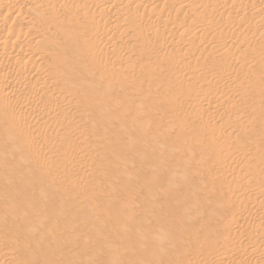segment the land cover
<instances>
[{
  "label": "rangeland",
  "instance_id": "rangeland-1",
  "mask_svg": "<svg viewBox=\"0 0 264 264\" xmlns=\"http://www.w3.org/2000/svg\"><path fill=\"white\" fill-rule=\"evenodd\" d=\"M17 1L19 2L20 0H7V4L0 2V5L5 4V6H0L2 8V10L1 8L0 10L3 11V9L6 8L4 10L6 11L5 14L0 11V15L3 13L1 15L2 18L0 17L3 20V22L0 23V33L9 30V28L14 29L19 23L18 28H16L19 32H16L17 35L12 42H14V40L18 42V36H22L26 32L24 35H27V40L22 41V39H20V41H22L20 42V46L24 45L25 48H31L33 52L30 55L24 56L22 62L16 58H10L9 61L11 62L6 61V63L9 62V65L11 64L10 68L6 63L5 67L0 65L2 68H0V71L4 69L2 72L4 76L11 75L12 78L14 77L12 81L16 78L14 83L10 80L3 81V79H0V84L2 85L3 81L4 85L2 86L5 87L9 84L6 82H12V85H14L13 91H15L12 94L13 96H11V94L10 96L9 94H0V101L3 100L2 104L0 102V111L3 112L2 109L4 110L5 107L13 102H25L23 104V111L21 110L24 112V116L21 115L22 112L18 111L9 119L8 117H4V120L1 119L0 121V127L6 124V128L1 127L2 129L0 130V146L4 152V154H2V151L0 152V245H8L7 252H10L6 254L7 252H4L7 250L4 249L6 247L0 246V260L3 252L7 256L5 260L2 258L0 264H264V219L261 217L262 215H260L264 213V211H262L264 210V151L260 148L264 145V95H262L264 94V65L261 66L262 63H264V26H260L264 23L262 22L264 21L262 20L264 17V13H262L264 10V2L261 3V1L264 0H229L228 2L230 4H228V8L229 6L232 7H230L229 10L225 6L226 3H224L227 0H214V2L211 0L212 3L210 4L212 7L209 4L210 0L206 2H204L205 0H201L203 4H201V6H199L200 0H197V2L196 0H184L187 4L179 0L181 5H178L177 0H171V2L174 1L172 3L178 7L175 6L177 9H175V7L173 9V6L171 7V5L174 4H171V2H169L170 0H161L159 2L157 0H150V2L152 1L150 3L151 5H149V3L146 4L145 0H141L140 2L139 0H135V3L131 1V3H134H132V7H130L131 4L129 6L128 2V6L130 9L132 8L131 10L126 6L127 0H118L119 2L115 0H112V2L110 0L112 3L109 0H104L106 2L109 1L111 4L103 0H95V3L84 0L87 1V5L83 3V0H81L82 2L78 0H75L76 2H74V0H66L64 2L66 6L63 5L65 6L64 10L61 9L64 12L56 10V13L55 10H51V0H46L45 2L44 0H41V2L39 1L41 5L44 4L42 7L38 5L41 7L40 10L43 9L44 6L45 9L48 8L46 9L47 11L50 9L49 13L53 12L54 16L52 17L54 22L55 24L59 22L57 26L60 29L52 25V17L45 16V14L47 15L48 13L45 9L46 12L44 13L40 12V10L39 12L37 11L39 7L36 10H32L26 6L22 7V5L20 7L19 5L21 2L17 4ZM68 1H71L73 5L77 4L76 6L83 3V6L81 5V9H79L80 12L78 13V11L70 10L71 4L67 7L68 3H70ZM241 1L242 3H244L243 1L247 3L241 5ZM98 2L100 3L99 7L97 5ZM116 2L117 4L119 3L118 5H120V7H118ZM146 2L149 1L146 0ZM168 2L171 7L172 16L168 15V13L170 14V11L168 12V10H170L168 9L169 6H166ZM222 2L224 4H221ZM252 2L254 5L256 4V6H254ZM15 3L19 7L17 6V8H15ZM104 3L106 5L108 4V6H103ZM153 3L157 5L155 4L153 6ZM204 3H208L212 9L209 8L208 5H204ZM249 3L252 5L247 6ZM93 4L96 7L93 6ZM218 4H220L219 9L222 11L217 8ZM233 4H235V7L232 6ZM9 5L12 7L14 6L15 9H12ZM100 5H102V7ZM111 5L112 7L114 5L116 7H113L112 10ZM138 5H141L140 8H145H141L140 10ZM260 5L262 6V11H260ZM252 6H254L255 9ZM257 6L260 8L259 10L256 8ZM82 7L85 9L83 13L81 12ZM134 7L136 10H134ZM148 7H150V9ZM152 7H155V9L158 7V10L155 11L160 18L156 16L157 14ZM200 7L201 9H199ZM202 7L206 11L201 12L203 11ZM249 7L252 8V12ZM97 8L99 9L97 10ZM102 8L108 9H106L109 12L106 14L108 16L99 14ZM114 8H116V10L120 8L119 12H116ZM138 8L140 14H143L141 16H144L141 17L139 15V20L138 15L136 16ZM224 8H227L228 11L226 9L224 10ZM68 9V15H66L67 12L65 14V11ZM95 9L98 11L100 18L97 17L98 14ZM121 9H123V11ZM124 9H127V12ZM144 9H149L150 11H144ZM166 9H168L167 12ZM179 9L181 10L178 11ZM183 9H185L184 11H187V13L184 12ZM195 9L197 11H195ZM239 9H241V11L244 9L245 12H243L244 10L241 12ZM91 10L96 11L97 15ZM231 10H233L235 14H231ZM162 11L166 13L164 12V14H162ZM190 11L191 13H189ZM255 11L258 13L257 15L259 17L255 15ZM61 12L62 14H60ZM69 12L72 14L71 16ZM206 12L208 14L211 12L210 14L212 17L210 14V16L206 14ZM20 13H22V17ZM57 13L62 17L58 18L59 15H56ZM74 13H77V15L81 13L80 18L79 15L74 16ZM89 13L90 16L96 19H94V22L101 26L93 22L91 23L93 19L89 16ZM127 13L128 15H126ZM146 13L148 15H146L147 18H145ZM222 13L224 14L222 15ZM244 13H248L249 16H245ZM51 14L49 16H51ZM110 14L111 18L109 17ZM116 14H119V16ZM131 14L134 15V17L131 16ZM151 14H155L153 15L154 18H152ZM194 14L199 16L195 17ZM205 14L208 17L205 18L203 16ZM217 14H221L220 17H217ZM17 15L22 18L23 21L26 18L24 21L25 23H22ZM185 15L189 16L186 17ZM253 15H255V17ZM27 16L29 17L27 18ZM68 16L70 17L68 18ZM72 16L74 17L72 18ZM84 16L85 18L89 16L91 21L89 20V22L87 20L89 18L85 19ZM103 16H106V18ZM221 16L224 17V20ZM244 16L246 19H249L246 20ZM44 17L48 20L47 22L45 19V24L42 22ZM54 17H56V19ZM135 17L137 20L134 19ZM161 17L164 18L162 19ZM190 17H192V19ZM257 17L258 21L261 20L259 23L260 27L256 26L254 22V19ZM125 18L126 21L128 18L132 19L126 22L124 20ZM144 18L145 21H141L144 20ZM150 18H156V20H150ZM195 18H197V20H195ZM234 18H236V20ZM50 19L51 23H49ZM79 19L81 20L78 21ZM83 19L85 21L87 20L90 24L84 22ZM213 19H215V21ZM71 20L75 21L71 22L74 23L72 26L75 24L79 26L77 27L75 25L78 30L83 22L84 27H81L87 29L86 26H88L89 29L83 33L80 32L82 30L77 31L76 28V30H74L71 23L69 24ZM133 20H135V23H133ZM192 20H194V22ZM199 20H202L201 23L204 26L206 22V26L208 27L213 25L209 27L208 30L206 26L203 28ZM231 20L233 22H230ZM239 20H243V23ZM12 21H14V23ZM113 21L115 22L113 23ZM161 21L164 23L160 24ZM195 21H198V27L195 25ZM220 21L222 25L225 24L226 26H221ZM258 21L256 20V22ZM66 22L71 26L73 32L77 31L75 35L70 34V36H68L69 32L71 33L72 30ZM140 22L142 25H138ZM149 22L152 24H149ZM208 22L212 23L208 25ZM214 22L216 23L215 26ZM115 23L120 26H117ZM126 23L128 24L126 25ZM153 23L156 24L153 25ZM217 23L219 24L217 27L221 28L216 27ZM10 24L14 27H11ZM36 24H39L41 28L37 29L39 26L36 28ZM63 24L65 26L67 25V28H65ZM249 24L250 27H248ZM253 24L256 27L253 26ZM46 25L47 27L50 26L48 28L53 29L46 31ZM60 25L62 28H65L64 31L67 30L66 32L68 34L63 31ZM192 25L195 29H192ZM111 26H114V30L119 29V33L118 30L114 31ZM168 26L170 29L167 28ZM185 26L187 27L185 28ZM199 26L201 28H199ZM42 27H44V30ZM160 27L163 28L161 29ZM233 27L235 29L241 27L240 34L242 35L239 34L238 37H235L237 34L234 33L235 29H233ZM247 27L255 28V31L260 30L258 31L260 34L258 33V35L254 30H250ZM55 28H58V30ZM152 28L154 31H152ZM188 28L191 29V32H189L190 29ZM196 28L198 30H196ZM210 28H212V30ZM260 28L263 29L261 30ZM31 29H34V33L42 29L44 35H46L42 36L44 37H41L42 39L40 37L38 39L32 38L34 33ZM243 29L247 33H245ZM193 30L196 32L198 31V35H196L198 38L195 36V31L193 32ZM60 31L62 35L59 33ZM145 31L147 34H145ZM199 31L203 32L204 35ZM133 32H135V34ZM192 32L194 34H191ZM249 32H251V34ZM254 32L256 35L253 36L252 33ZM36 33L37 36L43 34L42 32H40V35L38 32ZM123 33L126 36H124V38L122 36L124 35ZM138 33L140 35H138ZM149 33H151V35ZM126 34H128V36ZM132 34L140 37H135L133 40L131 39ZM142 34L145 35L142 36ZM189 35H192L193 43H189L191 41V36ZM158 36H162L163 38L159 41ZM168 36H170V38H168ZM187 36L189 37L188 39L186 38ZM225 36L226 39L229 38V40H225ZM48 37L50 41L55 38L52 40L55 41H48ZM222 37L223 39L221 40L220 38ZM233 37L236 39L234 40ZM81 38L85 40L81 41ZM140 38L143 39L140 40ZM181 38H183L182 41ZM199 38L200 40H198ZM212 38L216 40L211 41ZM135 39L144 42L142 44ZM126 40H128V42ZM195 40L198 41L196 42ZM217 40L220 41L218 42ZM223 40H225V42ZM170 41L177 47L172 46ZM173 41H175V43ZM176 41L180 43L176 44ZM215 41L218 43H215ZM232 41H234L235 48L232 50L230 47H226L232 51L222 56V52H224L223 54L228 53L227 49H222V42L224 43L223 45H226V43ZM237 41L240 43H236ZM182 42L188 44L187 46L185 45L186 48L182 45ZM203 42L208 43L207 46L205 43L203 44ZM243 42L244 44H241ZM252 43H255L257 46ZM114 44H116V48L119 51L114 48ZM189 44H191L192 47L194 46L193 48H195V50H193ZM194 44L198 48H196ZM178 46L182 47L179 48ZM213 46H216V48L220 46L222 49L221 53L218 52L221 50H218L219 47L216 49ZM246 46H251V48H247ZM189 47L190 49L188 50ZM203 47L206 48L202 52V49H204ZM256 47L258 48L256 49ZM191 49L192 53L197 51V49L200 51L198 50L197 52L199 53L195 52L192 54L190 52ZM213 49H216L217 52ZM254 49L256 50L254 51ZM164 50L167 51L165 52ZM180 50L183 52H181L182 55L179 52ZM235 50L240 52H236V54L234 53ZM155 51L157 54L159 53L158 56ZM173 51H178V54ZM212 51H215V53L212 54ZM187 52L189 53L187 54ZM150 53H152V55H150ZM171 53L177 56L173 57ZM231 53L232 55H236H233L235 58H232V55L230 56ZM129 54L130 56L128 57ZM220 54L224 58L227 57V59L222 60L223 58L219 56ZM153 55L156 56L152 60V57H154ZM163 55L166 56V58L169 56V62L164 59L165 57L163 58ZM178 55L182 57L179 58ZM237 55L240 59L244 57L242 61H244V59L246 62L248 61L247 63L243 62V64H246H244V66H248V68L244 67L243 64L241 66L242 61H237V59L239 60ZM104 57H107L110 61ZM170 57L173 58L174 61H170ZM261 57L263 60H261ZM135 58L138 60H135ZM156 59L157 63L155 62ZM184 59L187 60L186 63ZM160 60L162 63L159 62ZM17 61H20V64ZM51 61L55 62V64H52ZM215 61L218 64H214ZM15 62L19 64V66L12 64ZM103 62L105 63V67L103 66ZM106 62L109 63L108 66ZM220 62L223 64L222 66ZM230 62L231 64H229ZM238 62H241L240 65ZM233 63L235 65H233ZM256 63H258V68ZM254 64H256V67L254 66L253 68ZM22 65L27 68H23ZM203 65L208 69L206 70ZM250 65L253 71L249 69L251 67ZM188 66L194 69L192 72L195 71L198 73L200 71L199 74L195 75V72L194 74L192 73V75L188 74V71L186 72L189 68ZM224 66L226 67L225 69ZM233 67L235 69H233ZM14 68H16V70H14ZM244 68H246L245 70L248 69L247 74ZM31 69L38 71L41 74V78L45 77V75L49 76L51 73L54 75H51L52 78L56 77L57 81L58 76H56V73L57 75L61 74L62 77L59 75L61 77V80L59 77V84L56 83V78H53L54 80L50 79L51 76L49 77L51 81L48 78L46 79L47 81L49 80L51 84L53 82L55 83H53L54 85L57 84L55 89V86L52 84V88L50 83V85L47 84L48 86H43L42 83L40 84L37 81H35V84L34 81H28L27 83L25 75L20 76V74H16L20 73L22 70L26 72ZM181 70L184 71L186 75L182 74L184 72ZM224 70L230 71L226 72V74ZM48 72L50 74H48ZM157 73L160 75L163 73V77H165L166 74L165 79ZM168 73L170 75H168ZM175 73H181V75H176ZM202 73L206 78L210 77V81H206ZM214 73L217 77L219 76L220 79L219 77H214ZM14 74L23 78H17ZM145 74L150 76V78ZM175 75L176 77L178 76L177 78H180L178 81H183L182 83L184 84L177 82L179 84L178 86L176 84L177 80L175 79L177 78ZM211 75L213 77H211ZM244 75L245 77H243ZM146 76L147 78H145ZM152 76H156V80ZM184 76L187 77H185L186 80ZM199 76L203 78L200 77L199 79ZM221 77L223 83L220 81ZM182 78L183 80H181ZM236 78H240V80L237 81ZM19 79L22 81L20 82ZM196 79L198 80L196 81ZM105 80L106 82L108 80V82L106 83ZM184 80L186 82H184ZM194 81L195 83H191ZM198 81L200 83L202 81V83L200 84ZM208 82L213 83L209 84ZM236 82L238 84H236ZM15 83L18 87L15 86ZM26 83L31 85V89L36 87L37 91L42 90V92H37L36 89L35 91L31 90ZM233 83L235 84L233 85ZM33 84L35 87H33ZM191 84L193 87H197H194V89ZM212 84H215V88ZM20 85L23 86V91L26 92L30 89L31 93L35 92L34 94L37 96H34L32 93V98L27 99V101L24 100L22 98V93L24 92L21 93L23 88ZM190 85L192 87L191 92H189L191 89ZM200 85L203 89L200 88ZM208 85L212 86L210 87ZM229 85H233L232 87L234 89L230 86L227 90ZM257 85H260L262 88H258ZM167 86L168 88H166ZM254 86L259 89L258 93ZM15 87L17 89H14ZM47 87L48 89L51 87V89L48 91ZM180 87L183 88L180 89ZM25 88H27V90ZM236 88L240 89V92H238V94L240 93L239 95L236 94V91H238V89L235 90ZM197 89L198 91H196ZM64 90L67 94H72L73 97L70 95V97H67L65 92L62 93ZM242 90L243 92H241ZM250 90L253 92L252 94ZM199 91L200 93H198ZM248 92L250 93L248 94ZM259 92H261V96L258 99L257 97L260 95ZM60 93L61 95H59ZM228 93H230V95ZM250 94L256 96L253 95L254 98H251L253 96H249ZM20 95L21 97H19ZM60 96H62V100ZM5 97L8 100H5ZM10 97L14 99L12 98L11 100ZM17 99H21V101H17ZM196 99L198 101H196ZM6 101L8 102L7 105H5ZM26 103L29 104V106ZM52 105L53 108L55 106L54 109L58 106L60 110L58 107L57 108L60 113L65 109L67 112L64 111L61 114L56 112V114H53L52 112L55 110L52 108ZM178 105H180V107ZM61 106L65 108L62 110ZM45 107L48 108L46 109ZM18 113L20 115H18ZM49 113H52V115L49 116ZM62 114L66 116H62ZM22 116L23 119L21 118ZM5 119L8 121L13 119V124L12 122L6 123L7 121ZM14 119L18 120L19 124L20 122L22 125L24 124V126L19 125L22 127L18 128L19 126L14 123ZM21 120L24 121L22 122ZM2 134L5 135L4 140ZM38 136H40V139ZM37 142L42 144H38ZM36 145H39V149ZM240 153H242V155H249V157L244 160L245 162L243 160H237L241 157L239 156ZM251 154L254 155L252 156ZM254 156L255 158H253ZM229 157H231V159ZM233 157L235 158L233 160L235 163L230 161ZM250 157L252 161L254 160L253 162L250 161ZM239 162L241 163L239 164ZM236 163L240 165H237V168ZM255 167L257 168L255 169ZM54 170L56 172H54ZM251 175L254 176L256 180H254V177ZM255 175H257V177ZM244 177L245 180L243 179ZM257 179H259V181H257ZM244 189L248 190L245 191ZM232 191L236 198L232 196ZM238 191L241 192L237 194L236 192ZM239 195H241L242 198L241 196L239 198ZM234 199L235 201H233ZM218 207L219 209H217ZM254 214L257 216V219ZM253 216L255 219H253ZM254 220H256V222ZM254 222L259 226L254 224ZM236 226H238L239 229H237L238 227ZM241 226L244 227V230L240 229L242 228ZM233 239H236L234 242L237 245L233 244ZM241 245L245 247L242 246V248ZM253 250L254 252H252ZM230 254L235 256L233 257ZM8 255L9 257L10 255L13 256L9 258ZM228 256H231V258H228Z\"/></svg>",
  "mask_w": 264,
  "mask_h": 264
},
{
  "label": "bare ground",
  "instance_id": "bare-ground-1",
  "mask_svg": "<svg viewBox=\"0 0 264 264\" xmlns=\"http://www.w3.org/2000/svg\"><path fill=\"white\" fill-rule=\"evenodd\" d=\"M39 1L41 2V0H20L19 2H21V3H20L19 6L21 7V5H22V7H23V6H24V7L26 6V7H29L30 9H32V10H36V9L41 5ZM45 1H46V0H44V2H45ZM47 1H49V0H47ZM65 1H66V0H51V8H52L51 10H52V11L55 10V13H56V10H58V11L61 10V9L64 10V7L66 6V5L64 4ZM71 1H73V0H71ZM71 1H68V2H70V3H68L67 7L70 6L69 4H71ZM78 1H81V0H78ZM78 1H77V2H78ZM89 1H90V2L92 1L91 3H95V2H94L95 0H89ZM103 1H104V0H103ZM106 1H107V0H106ZM106 1H104V2H106ZM109 1H110V0H109ZM109 1L106 2V3L111 4V3L113 2V1L111 0L112 2L110 1L111 3H109ZM115 1L119 2V1H121V0H119V1H118V0H115ZM115 1H114V4H115ZM131 1H134V3H135V0H127V2H126V3H127V5H126L127 8L130 6V4H131L130 7H132V5L134 4L133 2H132V3H133V4H132ZM140 1H141V0H139V2H140ZM148 1H149V2H146V0H145V3H146V4L149 3V5H151L150 3H151L153 0H152L151 2H150V0H148ZM157 1L159 2V1H161V0H157ZM157 1H156V2H157ZM163 1H164V0H163ZM177 1H178V5H179V4H180V3H179V0H177ZM177 1H175V2H177ZM180 1H181V0H180ZM182 1L185 3L187 0H186V1L182 0ZM190 1H191V0H190ZM194 1H195V0H194ZM198 1H199V0H198ZM203 1H204V0H203ZM203 1H202V2H203ZM206 1H208V0H205L204 2H206ZM218 1H219V0H218ZM218 1H217V2H218ZM220 1H222V0H220ZM223 1H225V0H223ZM228 1H229V0H227L226 2H224V3H226L225 6H226L227 8H228V4H230ZM251 1H252V0H251ZM259 1H260V0H259ZM0 2H1V3H6L7 0H0ZM17 2H18V1H17ZM19 2H18L17 4H19ZM38 2H39V4H38ZM74 2H76V1L74 0ZM81 2H82V1H81ZM81 2H80V3H81ZM117 2H116V4H117ZM128 2H129V6H128ZM136 2H137V1H136ZM142 2H143V1H142ZM154 2H155V1H154ZM169 2H171V0H170ZM169 2H168V4H166V6H169L168 9H170V10L166 9V12H167V10H168V12L170 11V14L168 13V15H171V14H172V13H171V12H172V11H171V7L173 6V9H174V7H175L176 5H175L174 3H172V2H174V1H172L171 4H174V5H171V7H170ZM196 2H197V0H196ZM212 2H214V0H213ZM212 2H211V0H210L209 4L212 3ZM233 2H234V1H233ZM233 2H231V3H233ZM243 2H244V3H242V1H241L240 4H241V5H245V4L247 3L246 1H243ZM262 2H264V1H261V3H262ZM72 3H73V2H72ZM83 3L86 4L87 1H84V0H83ZM83 3H82V4H83ZM96 3H97V2H96ZM122 3H123V2H122ZM124 3H125V1H124ZM124 3H123V4H124ZM193 3H194V2H193ZM193 3H192V4H193ZM199 3H200V4H199ZM199 3H198L199 6H201V4H202V3H201V0H200ZM215 3H216V2H215ZM218 3H219V2H218ZM224 3L222 2L221 4H224ZM256 3H257V2H256ZM6 4H7V3H6ZM42 4H43V3H42ZM82 4H81V5H82ZM99 4H100V3L98 2V4H97L98 7H99ZM101 4H102V3H101ZM108 4L106 5V4L104 3L103 6H105V5L108 6ZM118 4H119V3H118ZM118 4H117V5H118ZM136 4H137V3H136ZM142 4H144V3H142ZM155 4H156V3H153L152 5L154 6ZM185 4H187V2H186ZM194 4H195V3H194ZM194 4H193V5H194ZM198 4H197V5H198ZM205 4H206V3H204V5H205ZM209 4L207 3L206 6H207V5L209 6ZM252 4L254 5L253 2H252ZM252 4L249 3L247 6L252 5ZM257 4H259V3H257ZM11 5H12V3H11ZM11 5H9V6H11ZM38 5H39V6H38ZM43 5H44V4H43ZM43 5H41V7H42ZM49 5H50V4H49ZM63 5H65V6H63ZM72 5H73V4H71V7H70L69 9L72 10V11H76V12L78 11V13H79V12H80L79 9H81V5H80V4H78L79 6H76L77 4H76V5L74 4L75 6H74V5L72 6ZM86 5H87V4H86ZM86 5H85V6H86ZM88 5H90V4H88ZM156 5H157V4H156ZM159 5H160V4H159ZM180 5H181V4H180ZM188 5H189V4H188ZM188 5H186V6H188ZM193 5H192V6H193ZM202 5H203V4H202ZM219 5H220V4H218V6L216 5L218 9H219ZM234 5H235V4H233L232 6L235 7ZM0 6H5V4L0 5ZM15 6H16L15 8H17L18 5H16V3H15ZM19 6H18V7H19ZM82 6H83V5H82ZM85 6H84V7H85ZM91 6H92V5H91ZM93 6H95V5L93 4ZM100 6L102 7V5H100ZM134 6H135V5H134ZM138 6H139V8H140L141 5H138ZM138 6H137V7H138ZM143 6H144V5H143ZM145 6H147V5H145ZM210 6H211V4H210ZM210 6H209V8L212 7V6H211V7H210ZM222 6H223V5H222ZM236 6H237V4H236ZM254 6H256V4H255ZM254 6H252V7H254ZM258 6H259V5H258ZM258 6H257L256 8H258ZM7 7H8V5H7ZM41 7L38 8V10H37L38 12H39V10H40ZM44 7H45V6H44ZM44 7H43V9L40 10V12H44V13H45V12L47 11L46 9H48V8L45 9ZM49 7H50V6H49ZM67 7H66V8H67ZM84 7H82V11H81L82 13H83V10H85ZM89 7H90V6H89ZM95 7H96V6H95ZM95 7H94V8H95ZM113 7H116V6L114 5ZM113 7H112V5H111V9H112V10H113ZM118 7H120V5H118ZM130 7H129L128 9H130ZM158 7H159V6H158ZM158 7H156L157 9H155V7H152V8H154V11H155V10H158ZM162 7H163V6H162ZM162 7H161V8H162ZM176 7H177V6H176ZM176 7H175V9L178 8V7H177V8H176ZM189 7H190V5H189ZM195 7H196V6H195ZM230 7H231V6H229V8H230ZM260 7H261V10H260V11H262V10H263V9H262V6L260 5ZM0 8H1V7H0ZM3 8H4V7H3ZM9 8H10V7H9ZM11 8H12V9H15L14 6H13V7L11 6ZM86 8H88V7H86ZM121 8H122V7H121ZM134 8H135V7H134ZM139 8H138V12H137V13H136V11H135L136 16L138 15V20H139V15H140V16L143 15V14H140V12H139ZM141 8H142V7H141ZM141 8H140V10H141ZM143 8H145V7H143ZM143 8H142V9H143ZM148 8L150 9V7H148ZM161 8H160V9H161ZM165 8H167V7H165ZM179 8H182V7H179ZM183 8H185V7H183ZM190 8L192 9V7H190ZM197 8H198V7H197ZM202 8H203V7H202ZM209 8H208V9H209ZM227 8H224V10H225V9L227 10ZM229 8H228V10H229ZM231 8H232V7H231ZM236 8H237V7H236ZM240 8H241V7H240ZM249 8H251V7H249ZM263 8H264V7H263ZM5 9H6V8H4L3 11H1V10H2V8H1L0 11L3 12V13L5 14V12H6V11H4ZM44 9H45L46 11H45ZM69 9L65 11V14H66V12H67L66 15H68V11H69ZM91 9H93V8H91ZM98 9H99V8H97V10H98ZM106 9H107V8H105V9L102 8V9L100 10V13H99V14H104V15H106L107 13H109V12L107 11L108 9H107V10H106ZM109 9H110V8H109ZM114 9L116 10V8H114ZM119 9H120V8H118V9L116 10V12H117V11L119 12ZM131 9H132V8H131ZM131 9H130V10H131ZM149 9H146V10H149ZM160 9H159V10H160ZM173 9H172V10H173ZM199 9H201V7H200ZM199 9H198V10H199ZM208 9H207V10H208ZM211 9H212V8H211ZM211 9H210V10H211ZM214 9H215V8H214ZM233 9H234V8H233ZM254 9H255V7H254ZM259 9H260V8H258V10H259ZM10 10H11V9H10ZM42 10H43V11H42ZM89 10H90V9H89ZM95 10H96V9H95ZM97 10H96V11H97ZM115 10H114V11H115ZM121 10L123 11V9H121ZM124 10L126 11L127 9H124ZM134 10H136V8H135ZM146 10L144 9V11H146ZM163 10H165V9H163ZM180 10H181V9H179L178 11H180ZM184 10H185V9H183V11H184ZM192 10H193V9H192ZM219 10H221V9H219ZM228 10H227V11H228ZM235 10H236V9H235ZM235 10H234V11H235ZM239 10L241 11V9H239ZM243 10H244V9H242V11H243ZM7 11H8V10H7ZM49 11H50V9H49L47 12L49 13ZM61 11H62V10H61ZM87 11H88V10H87ZM91 11H94V10H91ZM91 11H90V12H91ZM96 11H94V12H95L94 14H96ZM110 11H111V10H110ZM132 11H133V10H132ZM144 11H143V12H144ZM149 11H150V10H149ZM154 11H153V12H154ZM195 11H197V10L195 9ZM204 11H206V10H204V8H203V11H201V12H204ZM221 11H222V10H221ZM227 11H226V12H227ZM231 11H232V12H230L231 14H232V13L235 14V12H233V10H231ZM242 11H241V12H242ZM247 11H248V9H247ZM253 11H254V10H253ZM256 11H257V10H256ZM256 11H255L256 14H255V13H254V14H255L256 16H258L257 14L260 13V12L257 11V12H258V13H257ZM27 12H28V11H27ZM27 12H26V13H27ZM62 12H64V11H62ZM62 12H61L60 14H62ZM85 12H86V11H85ZM126 12H127V11H126ZM126 12H125V13H126ZM128 12H129V11H128ZM160 12H161V11H160ZM162 12H163L162 14H164L165 11H162ZM166 12H165V13H166ZM184 12L187 13V11H184ZM198 12H199V11H198ZM198 12H197V13H198ZM201 12H200V13H201ZM207 12H208V11H207ZM207 12H206V14H208ZM226 12H225V13H226ZM241 12H239V13H241ZM243 12H245V10H244ZM249 12H250V11H249ZM251 12H252V8H251ZM3 13H1V15H2ZM10 13H11V12H10ZM48 13H47V15L45 14L46 17H50V18H51L52 16H54V15H53V12H51L52 14L49 13V15L51 14V16H49ZM55 13H54V14H55ZM86 13H87V12H86ZM123 13H124V12H123ZM131 13H132V12H131ZM144 13H145V12H144ZM155 13H156V11H155ZM174 13H175V12H174ZM189 13H191V11H190ZM193 13H194V11H193ZM210 13H211V12H210ZM210 13H209V14H210ZM220 13H221V12H220ZM227 13H228V12H227ZM227 13H226V14H227ZM262 13H264V10H263ZM20 14H21V17H22V13H20ZM60 14H59V13L56 14V15H59L58 18H59V17H62V16H60ZM63 14H64V13H63ZM69 14H70V12H69ZM91 14H92V12H91ZM97 14H98V11H97ZM97 14H96V15H97ZM99 14H98L97 17H99ZM121 14H122V13H121ZM129 14H130V13H129ZM133 14H134V13H133ZM156 14H157L156 16H158V13H156ZM202 14H204V13H202ZM202 14H201V15H202ZM206 14H205V15H206ZM209 14H208V15H209ZM223 14H224V13H222V15H223ZM237 14H238V12H237ZM244 14H245V13H244ZM249 14H251V13H249ZM252 14H253V13H252ZM260 14H261V13H260ZM260 14H259V15H260ZM1 15H0V17H1ZM9 15H10V14H9ZM24 15H25V14H24ZM24 15H23V16H24ZM66 15H65V16H66ZM71 15H72V14H70V16H71ZM73 15L75 16V15H77V13H76V14L74 13ZM78 15H79V18H80L81 13L78 14ZM78 15H77V16H78ZM85 15H86V14H85ZM116 15L119 16V14H116ZM126 15H128V13H127ZM126 15H125V16H126ZM146 15H147V13L145 14V16H146ZM153 15H155V14H153ZM153 15L151 14L152 18H154ZM194 15H195V14H194ZM205 15H203L205 18L208 17L207 15H206V16H205ZM210 15H211V14H210ZM210 15H209V16H210ZM220 15H221V14H220ZM220 15L217 14V17H220ZM246 15H248V13L245 14V16H246ZM255 15H253V16L255 17ZM10 16H11V15H10ZM17 16H18V15H17ZM25 16H26V15H25ZM29 16H30V15H29ZM29 16H27V18H28ZM70 16H68V18H69ZM74 16H72V18H73ZM89 16H90V13H89ZM89 16H88L87 18H89ZM93 16H94V15H93ZM106 16H108V15H106ZM106 16H103V17L106 18ZM114 16H115V15H114ZM122 16H123V15H122ZM122 16H120V17H122ZM129 16H130V15H129ZM131 16L134 17V15H132V14H131ZM147 16H148V15H147ZM147 16H146L145 18H147ZM156 16H155V17H156ZM162 16H164V15H162ZM171 16H172V15H171ZM185 16H186V15H185ZM188 16H189V15H187L186 17H188ZM190 16H191V15H190ZM192 16H193V15H192ZM198 16H199V15H197V14L195 15V17H198ZM213 16H214V13H213ZM235 16H238V15H235ZM235 16H232V17H235ZM240 16H241V15H240ZM245 16H244V18H245ZM248 16H249V15H248ZM253 16H252V17H253ZM90 17H92V16H90ZM94 17H95V16H94ZM97 17H96V18H97ZM103 17H102V20H103ZM109 17L111 18V14H110ZM127 17H128V16H127ZM133 17H132V18H133ZM141 17H144V16H141ZM149 17H150V15H149ZM200 17H202V16H200ZM204 17H203V18H204ZM211 17H212V15H211ZM211 17H209V18H211ZM221 17H222L223 20H224V17H223V16H221ZM230 17H231V15H230ZM230 17H229V18H230ZM242 17H243V16H242ZM250 17H251V15H250ZM258 17H259V16H258ZM258 17L255 18V19L253 18V19L255 20L254 22H255V25H256V26H259V25H260L259 23H260V21H261V20L258 21ZM1 18H2V17H1ZM1 18H0V23L3 22V20H2ZM14 18H15V17H14ZM18 18H20V17L18 16ZM54 18L56 19V17H54ZM66 18H67V17H66ZM82 18H83V15H82ZM84 18H85V16H84ZM87 18H85V19H87ZM99 18H100V17H99ZM112 18H113V16H112ZM132 18H128V20H129V19L131 20ZM145 18H144V20H141V19H140V20H141V21H145ZM152 18H150V20H151ZM156 18H157V17H156ZM156 18H155V19H152V20H156ZM158 18H160V16H158ZM158 18H157V19H158ZM161 18L163 19L164 17H161ZM166 18H167V17H166ZM169 18H170V17H169ZM171 18H172V17H171ZM190 18L192 19V17H190ZM214 18H215V17H214ZM238 18H239V17H238ZM260 18H261V17H260ZM263 18H264V17H263ZM263 18H262V20H264ZM20 19H21L22 23H25L24 21H25L26 18L24 19V21L22 20V18H20ZM45 19H46V18L44 17V20L42 21V22H44L43 24H45L46 21L48 22V20L46 19V21H45ZM51 19H52V21H53V24H52V25H54L55 27H58L57 25H58L59 22L56 21L57 23L55 24L53 17H52ZM51 19H50V22H49V23H51ZM77 19H78V18H77ZM92 19H93V21H91L90 18L87 19V20H88V21L90 20L91 23H92V22H93V23H96V22H94V19H95V18L92 17ZM107 19H108V18H107ZM118 19H119V18H118ZM134 19L137 20L136 17H135ZM142 19H143V18H142ZM162 19H161V20H162ZM167 19H168V18H167ZM198 19H199V18H198ZM201 19H202V18H201ZM234 19L236 20V18H234ZM241 19H242V18H241ZM245 19H246V18H245ZM248 19H249V18H248ZM248 19H246V20H248ZM251 19H252V18H251ZM14 20H15V19H14ZM16 20H17V19H16ZM67 20H68V19H67ZM73 20H74V19H73ZM73 20H71V21L69 22V24H70ZM75 20H76V19H75ZM80 20H81V19H79L78 21H80ZM83 20H84V19H83ZM87 20H86V21L84 20V22H88ZM95 20H96V19H95ZM112 20H113V19H112ZM124 20L126 21V18H125ZM128 20H127L126 22H128ZM130 20H129V21H130ZM159 20H160V19H159ZM170 20H171V19H170ZM195 20H197V18H195ZM207 20H208V21H211L210 19H207ZM207 20H206V21H207ZM213 20L215 21V19H213ZM216 20H217V19H216ZM223 20H221V21L223 22ZM256 20H257L258 22H256ZM17 21H18V20H17ZM17 21H16V22H17ZM90 21H89V22H90ZM119 21H121V20H119ZM134 21H135V20H133V23H135ZM148 21H149V20H148ZM192 21L194 22V20H192ZM192 21H191V22H192ZM201 21H202V20H201ZM201 21L199 20L200 23H201ZM204 21H205V19H204ZM221 21H220V23H221ZM226 21H227V19H226ZM239 21H240V20H239ZM242 21H243V20H242ZM242 21H240V22H242ZM249 21H250V20H249ZM251 21H252V20H251ZM12 22L14 23V21H12ZM18 22H19V21H18ZM18 22H17V23H18ZM73 22H75V21H73ZM76 22H77V20H76ZM82 22H83V21H82ZM84 22H83V24H84ZM89 22H88V23H89ZM111 22H112V21H111ZM114 22H115V21H113V23H114ZM116 22H117V21H116ZM121 22H122V21H121ZM121 22H119V23H121ZM123 22H124V21H123ZM138 22H139V21H138ZM152 22H153V21H152ZM195 22L197 23V24L195 23V25H197V27H198V21H195ZM216 22H217V21H216ZM230 22H233V21L231 20ZM244 22H245V21H244ZM262 22H264V21H262ZM262 22H261V23H262ZM99 23H100V22H99ZM113 23H112V24H113ZM117 23H118V22H117ZM117 23H115V24H117ZM124 23H125V22H124ZM136 23H137V21H136ZM162 23H164V22L161 21L160 24H162ZM206 23H207V22H206ZM206 23H205V26L207 25ZM209 23L211 24L212 22H208V25H210ZM223 23H225V22H223ZM226 23H227V22H226ZM242 23H243V22H242ZM245 23H247V22H245ZM245 23H244V24H245ZM256 23H257V24H256ZM18 24H19V23H18ZM18 24L16 25L17 27L15 26L14 29H10V28H9V30L0 33V65H2V66H4V67H5L6 64H7V66L9 65L8 63L11 62V61H9L10 58H14V59L16 58V59H18V60H20V61L22 62V58H23L24 56L30 55V54L33 52V50H32L31 48H30V49H31V50H30L28 47H26V48H28V49H26L24 45L20 46V42L27 40V35H26V36L24 35L26 32L23 34L24 36L22 35V33H21L22 36H18V40H17L18 42H15V40H14V42H12L13 39L15 38V36L17 35V33L19 32V31H17V29H16V28H18ZM28 24H29V23H28ZM43 24H41V25L44 26ZM66 24H67V22H66ZM73 24H74V23H71V26H72ZM79 24H80V23H79ZM83 24L80 25L79 30H78V28H76V26L79 27V26L76 25V24H75L76 26L74 25L75 27H74V26H72V27L74 28V30L77 29V31L82 30V31H80V32L83 33V32H86V31L89 29L88 26H86L87 29H83V28H82V27H84ZM89 24H90V23H89ZM96 24H97V23H96ZM127 24H128V23H126V25H127ZM130 24H131V23H130ZM140 24L142 25L141 22H140L138 25H140ZM143 24H144V23H143ZM147 24H148V23H147ZM149 24H152V23L149 22ZM154 24H156V23H153V25H154ZM157 24H158V23H157ZM160 24H159V25H160ZM201 24H202V23H201ZM215 24H216V23L214 22V26H215ZM228 24H229V23H228ZM232 24H233V23H232ZM251 24H252V23H251ZM10 25H11V27H14V26H12V24H10ZM13 25H14V24H13ZM21 25H22V24H21ZM36 25H37V24H36ZM47 25H48V24H47ZM47 25L45 26L46 29H47L46 31L53 29V28H51V29L48 28V27H50V26L47 27ZM49 25H50V24H49ZM67 25H68V24H67ZM67 25L65 26V25L63 24V26H65V28H67ZM97 25H100V24H97ZM145 25H146V24H145ZM153 25H152V27L155 29V27H154ZM168 25H169V23H168ZM193 25H194V24H193ZM193 25H192V29H195V28H193ZM195 25H194V26H195ZM202 25H203V24H202ZM212 25H213V24H212ZM212 25H211V26H212ZM223 25L226 26L225 24H223ZM223 25H222V23H221V26H223ZM230 25H231V24H230ZM255 25L253 24V26H255ZM38 26H39V24L36 26V28H37ZM54 26H51V27H54ZM68 26H70V25H68ZM71 26H70V29L72 30ZM81 26H82V27H81ZM100 26H101V25H100ZM117 26H120V25L117 24ZM132 26H133V25H132ZM150 26H151V25H150ZM155 26H158V25H155ZM169 26H170V25H169ZM169 26H168L167 28H169ZM178 26H179V25H178ZM188 26H189V25H188ZM200 26H201V25H200ZM200 26H199V28H201ZM205 26L203 25V28H204ZM211 26H209V27H211ZM217 26H219L218 23H217L216 27H217ZM251 26H252V25H251ZM256 26H255V27H256ZM260 26H264V23H263V25L261 24ZM260 26H259V27H260ZM60 27L62 28L61 25H60ZM97 27H98V26H97ZM108 27H110V26H108ZM113 27H114V26H113ZM113 27L111 26L112 29H113ZM121 27H122V26H121ZM130 27H131V25H130ZM137 27H140V26H137ZM148 27H149V26H148ZM148 27H147V28H148ZM186 27H187V26H185V28H186ZM206 27H208V26H206ZM209 27H208V30H209ZM227 27H228V26H227ZM227 27H226V28H227ZM229 27H230V26H229ZM231 27H232V26H231ZM234 27H235V26H234ZM234 27H233V29L236 28V27H235V28H234ZM248 27H250V24L248 25ZM248 27H247V28H248ZM259 27H258V28H259ZM40 28H41V26H39V28H37V29H40ZM42 28H43V30H44V27H42ZM58 28H59V27H58ZM58 28H57V29L55 28V29L58 30ZM65 28H64V27L62 28L63 31H64ZM68 28H69V27H68ZM75 28H76V29H75ZM99 28H102V27H99ZM111 28H110V29H111ZM116 28H118V27H116ZM119 28H120V27H119ZM128 28H129V27H128ZM132 28H133V27H132ZM149 28H150V27H149ZM149 28H148V29H149ZM153 28H152V29H153ZM158 28H159V27H158ZM158 28H157V30H158ZM160 28H161V27H160ZM162 28H163V27H162ZM162 28H161V29H162ZM167 28H166V29H167ZM177 28H178V27H177ZM212 28H213V27H212ZM212 28H210V29L212 30ZM217 28H221V27H217ZM222 28H223V27H222ZM239 28H240V29H239ZM239 28H237V29L234 30V33L237 34V36L234 34L235 37H238V35H239L240 32H241V31H240V30H241V27H239ZM245 28H246V27H245ZM15 29H16V30H15ZM19 29H20V28H19ZM19 29H18V30H19ZM59 29H60V28H59ZM62 29H61V30H62ZM97 29H98V28H97ZM120 29H121V28H120ZM134 29H135V28H134ZM138 29H139V28H138ZM154 29H153L152 31H154ZM164 29H165V26H164ZM164 29H163V30H164ZM169 29H170V28H169ZM173 29H174V28H173ZM188 29H190V28H188ZM206 29H207V28H206ZM214 29H215V28H214ZM223 29H224V28H223ZM248 29H250V30H254V31H255V28H254V29H253V28H248ZM260 29H261V28H260ZM262 29H263V28H262ZM262 29H261V30H262ZM3 30H4V29H3ZM28 30H30V29H28ZM31 30H32V32L34 33V29H31ZM84 30H85V31H84ZM98 30H99V29H98ZM100 30H101V29H100ZM113 30H114V29H113ZM117 30H118V33H119V29H116V30H114V31H117ZM123 30H124V29H123ZM125 30H126V29H125ZM150 30H151V29H150ZM196 30H198V29L196 28ZM208 30H207V31H208ZM211 30H210V31H211ZM215 30H216V29H215ZM220 30H221V29H220ZM225 30H226V29H225ZM243 30H244V29H243ZM250 30H247V31H250ZM256 30H257V29H256ZM1 31H2V30H1ZM39 31H40V30H39ZM39 31H36V32L39 33V35H40V32L43 33L42 29H41L40 32H39ZM66 31H67V30H65L64 32L67 33ZM69 31H70V30H69ZM69 31H68V32H69ZM77 31H75V32H77ZM126 31H128V30H126ZM131 31H132V30H131ZM152 31H151V32H152ZM161 31H162V30H161ZM166 31H167V30H166ZM194 31H195V30H193V32H194ZM204 31H205V30H204ZM213 31H214V30H213ZM213 31H212V32H213ZM216 31H217V30H216ZM231 31H232V30H231ZM258 31H260V30H258ZM258 31H255V32L258 34V33H259ZM16 32H17V33H16ZM20 32H21V29H20ZM32 32H31V33H32ZM36 32H35V33H36ZM44 32H45V31H44ZM72 32H73V30H72ZM72 32H71V33L69 32V35H68V36H70V34L75 35V32H73V33H72ZM107 32H108V31H107ZM120 32H121V30H120ZM135 32H136V31H135ZM135 32H133V33L135 34ZM145 32H146V31H145ZM171 32H172V31H171ZM189 32H191V29L189 30ZM193 32H192L191 34H194V33H195V36L198 35V34H197L198 31H197V32L195 31L194 33H193ZM199 32H200V31H199ZM228 32H229V31H228ZM242 32H243V31H242ZM244 32L247 33L245 30H244ZM255 32L252 33L253 36L256 35ZM27 33H28V31H27ZM29 33H30V32H29ZM33 33H32V34H33ZM35 33L32 35V38H36V39H38L39 37L41 38L42 36H45V35H46V34L44 35V33H43V34H41L40 36H37V35H36L37 33H36V34H35ZM45 33H46V32H45ZM59 33H61V31H60ZM65 33H64V34H65ZM124 33H125V31H124ZM124 33H123V34H124ZM128 33H129V32H128ZM139 33H140V32H139ZM139 33H138V35H140ZM200 33L203 34V32H200ZM245 33H244V34H245ZM249 33L251 34V32H249ZM64 34H63V35H64ZM67 34H68V33H67ZM67 34H66V35H67ZM78 34H79V33H78ZM78 34H77V35H78ZM115 34H116V33H115ZM115 34H114V35H115ZM134 34L131 35V37H132L131 39H133V38H135V37H136V38L140 37V36L137 37V36L134 35ZM145 34H147V32H146ZM145 34H142V36L145 35ZM149 34L151 35V33H149ZM161 34H162V33H161ZM165 34H166V33H165ZM184 34H185V33H184ZM189 34H190V33H189ZM210 34H211V33H210ZM210 34H209V35H210ZM230 34H231V33H230ZM244 34H243V35H244ZM259 34H260V33H259ZM259 34H258V35H259ZM19 35H20V34H19ZM28 35H30V34H28ZM61 35H62V33H61ZM126 35L128 36V34H126ZM203 35H204V34H203ZM209 35H208V36H209ZM214 35H215V34H214ZM234 35H233V36H234ZM240 35H242V34H240ZM248 35H249V34H248ZM79 36H80V34H79ZM119 36H120V35H119ZM122 36H123V38H124L125 34L122 35ZM129 36H130V35H129ZM154 36H155V35H154ZM162 36H163V35H162ZM162 36H160L161 38L158 36L159 41H160V39H162V38L164 37V36H163V37H162ZM189 36H191V41L189 42V43H191V42H192V35H189ZM193 36H194V35H193ZM195 36H194V37H195ZM201 36H202V35H201ZM219 36H220V35H219ZM223 36H224V32H223ZM227 36H228V35H227ZM50 37H51V36H50ZM125 37H126V36H125ZM165 37H166V36H165ZM171 37H172V35H171ZM173 37H174V36H173ZM196 37H197V36H196ZM203 37H204V36H203ZM245 37H246V36H245ZM245 37H244V38H245ZM259 37H260V36H259ZM259 37H258V38H259ZM261 37H262V36H261ZM42 38H44V37H42ZM42 38H41V39H42ZM45 38H46V37H45ZM52 38H53V37H52ZM123 38H122V39H123ZM144 38H145V37H144ZM147 38H150V37H147ZM168 38H170V36H168ZM175 38H176V37H175ZM177 38H178V37H177ZM183 38H184V37H183ZM183 38H181V41H182ZM186 38L188 39L189 37L187 36ZM197 38H198V37H197ZM197 38H195V39H197ZM239 38H240V37H239ZM246 38H247V37H246ZM20 39H22V41H20ZM53 39H55V38H53ZM53 39H52V40H53ZM81 39H82L81 41H84V40H85V39H83V38H81ZM141 39H143V38H140V40H141ZM145 39H146V38H145ZM184 39H185V38H184ZM193 39H194V38H193ZM204 39H205V38H204ZM218 39H219V38H218ZM220 39L222 40L223 37L220 38ZM224 39H225V40H227V39L229 40V38L226 39V36H225ZM233 39H234V37H233ZM233 39H232V40H233ZM235 39H236V38H235ZM235 39H234V40H235ZM247 39H248V38H247ZM250 39H251V38H250ZM255 39H256V38H255ZM43 40H45V39H43ZM43 40H41V41H43ZM52 40L50 41V38L48 37V41H50V42H54V41H55V40H54V41H52ZM123 40H124V39H123ZM133 40H134V39H133ZM135 40H138V39H135ZM140 40H138V41H140ZM198 40H200V38H199ZM198 40H197V41H198ZM207 40H208V39H207ZM214 40H216V39H214ZM214 40H213V38H212L211 41H214ZM225 40H223V41L225 42ZM239 40H240V39H239ZM239 40H238V41H239ZM242 40H243V39H242ZM126 41L128 42V40H126ZM165 41H166V40H165ZM165 41H164V42H165ZM168 41H169V40H168ZM179 41H180V38H179ZM184 41H185V40H184ZM195 41H196V40H195ZM197 41H196V42H197ZM208 41H209V40H208ZM217 41H218V40H217ZM217 41H215V43H216ZM219 41H220V40H219ZM219 41H218V42H219ZM238 41H237L236 43H240V42H238ZM245 41H246V40H245ZM38 42H39V41H38ZM123 42H125V41H123ZM140 42H141V41H140ZM140 42H139V43H140ZM143 42H144V41H142L141 43L143 44ZM148 42H149V41H148ZM148 42H147V43H148ZM173 42L175 43V41H173ZM176 42H177V41H176ZM187 42H188V41H187ZM199 42H200V41H199ZM205 42H206V41H205ZM205 42H203V44H204ZM218 42H217V43H218ZM227 42H228V41H227ZM233 42H234V41H232V42H230V43H226V45H223L224 43L222 42V49H227L226 47H230V48L233 50V48H235ZM246 42H247V41H246ZM246 42H245V43H246ZM82 43H83V42H82ZM84 43H85V42H84ZM92 43H93V42H92ZM137 43H138V42H137ZM170 43H171V41H170ZM170 43H168V44H170ZM178 43H180V42H177L176 44H178ZM182 43H183V42H182ZM192 43H193V42H192ZM194 43H195V42H194ZM220 43H221V42H220ZM236 43H235V44H236ZM250 43H251V42H250ZM21 44H23V43H21ZM116 44H117V43H116ZM116 44H114V45H115V47H114L115 49H117V48H116ZM122 44H123V43H122ZM162 44H163V43H162ZM162 44H161V45H162ZM171 44H172V46L177 47V46L174 45L173 43H171ZM195 44H196V43H195ZM195 44H194V45H195ZM207 44H208V43H205L206 46H207ZM212 44H214V43H212ZM241 44H244V42L241 43ZM248 44H249V43H248ZM252 44H253V43H252ZM254 44H255V43H254ZM254 44H253V45H254ZM258 44H259V43H258ZM25 45H26V44H25ZM112 45H113V44H112ZM123 45H124V44H123ZM138 45H139V44H138ZM182 45H184V46L186 45V46H187L188 44H185V42H184ZM196 45H197V44H196ZM196 45H195V47H196ZM210 45H211V44H210ZM217 45H218V44H217ZM246 45H247V44H246ZM250 45H251V44H250ZM255 45H256V44H255ZM263 45H264V43H263ZM263 45L261 44L262 47H263ZM121 46H122V45H121ZM140 46H141V45H140ZM165 46H166V45H165ZM172 46H171V47H172ZM186 46H185V48H186ZM189 46H191V44H189ZM197 46H198V45H197ZM202 46H203V45H202ZM202 46H201V48H202ZM235 46H236V45H235ZM238 46H240V45H238ZM238 46H237V47H238ZM251 46H252V45H251ZM251 46H250V47L246 46V47H247V48H251ZM256 46H257V45H256ZM258 46H260V45H258ZM29 47H30V46H29ZM169 47H170V46H169ZM178 47L181 48L182 46H178ZM191 47H192V46H191ZM193 47H194V46H193ZM193 47H192V49L195 50V48H193ZM198 47H199V46H198ZM198 47H196V48H198ZM213 47H214V46H213ZM218 47H219L218 50H220V49H221L220 46H218ZM218 47H217V48H218ZM254 47H255V46H254ZM167 48H168V47H167ZM179 48H177V49H179ZM203 48H204V47H203ZM205 48H206V47H205ZM205 48L202 49V52H203V50H205ZM214 48H216V46H215ZM217 48H216V49H217ZM257 48H258V47H256V49H257ZM259 48H261V47H259ZM115 49H114V50H115ZM122 49L124 50L123 47H122ZM122 49H121V50H122ZM173 49H174V48H173ZM175 49H176V48H175ZM189 49H190V47L188 48V50H189ZM192 49H191V51H190L191 53H192ZM209 49H210V46H209ZM216 49H213V50H216ZM222 49H221L220 51H218V52L221 53ZM256 49H254V51H255ZM117 50H118V49H117ZM198 50H199V49H197V51H198ZM211 50H212V49H211ZM211 50H210V51H211ZM232 50L227 49V52H228V53L223 54L224 52H222V56H223V55H226V54H229V52H231ZM236 50H237V49H236ZM236 50H235L234 53H236V52H240V51H236ZM251 50H253V49H251ZM118 51H119V50H118ZM164 51H165V50H164ZM166 51H167V50H166ZM166 51H165V52H166ZM197 51H194V53L197 52ZM199 51H200V50H199ZM223 51H224V50H223ZM259 51H260V50H259ZM259 51H257V52H259ZM261 51H262V50H261ZM171 52H172V51H171ZM173 52H174V53H175V52L177 53L178 51H173ZM179 52H180V54L182 55L183 52H182L181 50H180ZM181 52H182V53H181ZM216 52H217V50H216ZM225 52H226V50H225ZM152 53H153V52H152ZM152 53H150V55H152ZM155 53H156V51H155ZM155 53H154V54H155ZM160 53L164 54L163 52H160ZM167 53H168V52H167ZM169 53H170V51H169ZM174 53H173V54H174ZM185 53H186V52H185ZM188 53H189V52H187V54H188ZM194 53H192V54H194ZM197 53H199V52H197ZM209 53H210V52H209ZM211 53L213 54V53H215V51H212ZM211 53H210V54H211ZM130 54H131V53H130ZM130 54L128 55V57L130 56ZM156 54H157V53H156ZM158 54H159V53H158ZM158 54H157V56H158ZM177 54H178V53H177ZM180 54H179V55H180ZM187 54H186V55H187ZM192 54H191V55H192ZM216 54H217V53H216ZM236 54H237V53H236ZM138 55H139V53H138ZM145 55H146V54H145ZM179 55H178V57H179ZM189 55H190V54H189ZM201 55H202V54H201ZM231 55H232V53L230 54V56H231ZM233 55L236 56L235 54H233ZM233 55H232V58L234 57ZM256 55H257V54H256ZM132 56H133V55H132ZM153 56H154V55H153ZM155 56H156V55H155ZM155 56L152 57V60H153V58H155ZM171 56L175 57V56H177V55H176V54H175V55H172V53H171ZM184 56H185V55H184ZM184 56H183V57H184ZM210 56H211V55H210ZM210 56H209V57H210ZM215 56H216V55H215ZM217 56H218V54H217ZM219 56H221V54H220ZM222 56H221V57H222ZM228 56H229V55H228ZM230 56H229V58H230ZM239 56H240V55H239ZM134 57H135V55H134ZM160 57H161V56H160ZM164 57H165V58H164ZM168 57H169V56H168ZM168 57L166 58V56L163 55V58H164L165 60H167V62H169V61H168V60H169ZM178 57H177V58H178ZM180 57H182V56H180ZM180 57H179V58H180ZM190 57H191V56H190ZM194 57H195V56H194ZM202 57H203V55H202ZM221 57H219V58H221ZM237 57H238V55H237ZM257 57H258V55H257ZM104 58H107V57H104ZM104 58H103V59H104ZM131 58H132V57H131ZM136 58H137V57H136ZM136 58H135V60H138V59H136ZM138 58H139V57H138ZM147 58H148V57H147ZM170 58H171V57H170ZM184 58H185V57H184ZM196 58H197V57H196ZM213 58H215V57H213ZM219 58H217V59H219ZM222 58H223L222 60H224V59L226 60V59H227V57H226V58L222 57ZM229 58H228V59H229ZM234 58H235V57H234ZM238 58H239V57H238ZM241 58L243 59L244 57H241ZM261 58H262V57H261ZM107 59H108V58H107ZM132 59H133V58H132ZM132 59H131V62H132ZM149 59H150V58H149ZM157 59H158V58H157ZM157 59H156V61H155L156 63H157ZM185 59H186V58H185ZM185 59H184V60H185ZM203 59H204V57H203ZM230 59H231V58H230ZM242 59L239 58V60L237 59V61H240V60L242 61ZM51 60H53V59H51ZM108 60H109V59H108ZM108 60H107V61H108ZM154 60H155V59H154ZM158 60H159V59H158ZM171 60L174 61L173 58H171L170 61H171ZM175 60H176V59H175ZM188 60H191V59H188ZM259 60H260V58H259ZM261 60H263V58H262ZM261 60H260V61H261ZM6 61H9V62L6 63ZM13 61H14V60H13ZM20 61H19V62H20ZM55 61H56V60H55ZM109 61H110V60H109ZM109 61H108V62H109ZM162 61H163V60H162ZM178 61H179V60H178ZM180 61H181V60H180ZM186 61H187V60H185L184 62L186 63ZM207 61H208V60H207ZM234 61H235V60H234ZM17 62H18V61H17ZM19 62H18V63H19ZM51 62H52V61H51ZM108 62H106V63H107V64H106L107 66H108V64H109ZM159 62L162 63L161 60H160ZM175 62H176V61H175ZM182 62H183V61H182ZM194 62H195V61H194ZM243 62H246L245 59H244V61H242V63L240 62V63H241V66H242ZM247 62H248V61H247ZM247 62H246V63H247ZM252 62H253V61H252ZM255 62H256V61H255ZM5 63H6V64H5ZM220 63H221V62H220ZM227 63H228V62H227ZM240 63L238 62L239 65H240ZM261 63H262V61H261ZM261 63H260V65H261ZM12 64H14L15 66H16V65L19 66L20 63H19V64H16V62H15V63H12ZM21 64H24V63H21ZM25 64H26V63H25ZM52 64H55V62H52ZM103 64H104L103 66L105 67V63H104V62H103ZM189 64H190V63H189ZM202 64H203V63H202ZM211 64H212V62H211ZM214 64H218V63H216V61H215ZM229 64H231V62H230ZM236 64H237V63H236ZM238 64H237V65H238ZM244 64H245V63H244ZM244 64H243V66H244ZM249 64H250V63H249ZM252 64H253V63H252ZM252 64H251V65H252ZM256 64H257V68H258V63H256ZM256 64L253 65V68H254V66H255ZM10 65H11V64H10ZM10 65H9V68H10ZM14 65H13V66H14ZM26 65H27V64H26ZM194 65H195V64H194ZM196 65H197V64H196ZM207 65H208V64H207ZM222 65H223V64L221 63V66H222ZM233 65H235V64L233 63ZM245 65H246V64H245ZM251 65H250V66H251ZM260 65H259V66H260ZM263 65H264V63H262L261 66H263ZM18 66H17V67H18ZM20 66H21V65H20ZM139 66H140V65H139ZM186 66H187V65H186ZM190 66H191V65H190ZM190 66H188L189 68L187 67V68L190 69V70H188V69L186 68V69H187L186 72L188 71V74H191V75H192V73L194 74L195 71L192 72V70H194V69H193V68H190ZM241 66H240V68H241ZM4 67H3V68H4ZM22 67L24 68L25 66L22 65ZM22 67H21V68H22ZM192 67H193V65H192ZM203 67H204V65H203ZM211 67H212V66H211ZM228 67H230V66H228ZM234 67H235V66H234ZM234 67H233V69H235ZM244 67H246V66H244ZM255 67H256V66H255ZM0 68H1V66H0ZM7 68H8V67H7ZM21 68H20V69H21ZM25 68H27V67H25ZM196 68H197V66H196ZM204 68L206 69V67H204ZM212 68H213V67H212ZM218 68H219V67H218ZM225 68H226V67L224 66V69H225ZM231 68H232V66H231ZM236 68H237V67H236ZM242 68H243V67H242ZM246 68H248V66H247ZM246 68H244V70H245ZM257 68H255V69H257ZM261 68H262V67H261ZM263 68H264V66H263ZM1 69H2V68H1ZM5 69H6V68H5ZM28 69H30V68H28ZM104 69H106V68H104ZM181 69H182V67H181ZM198 69H199V68H198ZM198 69H196V70H198ZM207 69H208V68H207ZM207 69H206V70H207ZM249 69H252V66H251ZM3 70H4V69H3ZM3 70L0 71V79H3V81H4V80H10V81H12V79H13L14 77L12 78V76H11V75H8V74H6V75H8V76H4V74L2 73ZM6 70H7V69H6ZM11 70H12V69H11ZM11 70H10V71H11ZM14 70H16V68H14ZM24 70H26V69H24ZM31 70H32V71H31ZM31 70H27L26 72H23V70H22V71H20V73H16V74H20V76H21V75H25V76H26L25 79L27 78V79H26V80H27V83H28V81H32V82L34 81V84H35V81H37V82H39L40 84L42 83L43 86H46L47 84H49L50 81H51L50 79H53V78H54V77L52 78V76H54L53 73H51L52 76H51V75H49V76H48V75H45V77L41 78V77H40L41 74H40L38 71H35V70H33V69H31ZM139 70H140V69H139ZM179 70H180V69H179ZM183 70L185 71L184 68H183ZM199 70H201V69H199ZM199 70H198V71H199ZM209 70H210V69H209ZM215 70H216V69H215ZM230 70H231V69H230ZM230 70H229V71H230ZM244 70H243V71H244ZM247 70H248V69H247ZM247 70H245V71H246V74L248 73ZM143 71H145V70H143ZM158 71H159V70H158ZM160 71H161V70H160ZM181 71H182V70H181ZM181 71H180V72H181ZM184 71H182V72H184ZM211 71H212V70H211ZM211 71H209V72H211ZM216 71H217V70H216ZM224 71H225V73H226V72H229L228 70H227V71L224 70ZM232 71H233V70H232ZM235 71H236V70H235ZM235 71H234V72H235ZM238 71H239V68H238ZM243 71H242V72H243ZM245 71H244V72H245ZM252 71H253V69H252ZM12 72H15V71H12ZM22 72H23V73H22ZM49 72H50V70H49ZM49 72H48V74H50ZM170 72H171V71H170ZM174 72H175V71H174ZM174 72H173V73H174ZM199 72H200V71H199ZM199 72H198V73L195 72V75L199 74ZM201 72H202V71H201ZM209 72H208V73H209ZM212 72H213V71H212ZM234 72H233V73H234ZM244 72H243V73H244ZM249 72H250V71H249ZM215 73H216V72H215ZM215 73H214V75H215L214 77L218 78L219 76L217 77V75H216ZM221 73H222V72H221ZM221 73H220V74H221ZM237 73H238V72H237ZM237 73H236V75H237ZM243 73H242V74H243ZM12 74H13V73H12ZM157 74L160 75L159 73H157ZM157 74H152V75H157ZM175 74H176V73H175ZM177 74H178V75H179V74L181 75V73H177ZM177 74H176V75H177ZM182 74L186 75L185 72L182 73ZM202 74H203V73H202ZM202 74H201V75H202ZM212 74H213V73H212ZM226 74H227V73H226ZM231 74H232V72H231ZM231 74H230V75H231ZM234 74H235V73H234ZM234 74H233V75H234ZM239 74H240V73H239ZM239 74H238V76H239ZM244 74H245V73H244ZM246 74H245V75H246ZM14 75H15V74H14ZM59 75L62 77L61 74H59ZM59 75H57V73H56V76H58V81H59V77H60ZM126 75H127V74H126ZM145 75H147V74H145ZM162 75H163V73H162L160 76H162ZM168 75H170V74L168 73ZM176 75H175V77H176ZM203 75H204V74H203ZM208 75H210V74H208ZM245 75H244L243 77H245ZM3 76H4V77H3ZM15 76H16V75H15ZM20 76L18 75V76H16V77H17V78H18V77L20 78ZM46 76H47V77H46ZM50 76H51V77H50ZM128 76H129V75H128ZM143 76H144V75H143ZM147 76H148V75H147ZM147 76H146L145 78H147ZM187 76H188V75H187ZM49 77H50V79H49ZM61 77H60V80H61ZM125 77H127V76H125ZM152 77H153V76H152ZM155 77H156V76H155ZM155 77H153V78L155 79ZM162 77H163V76H162ZM165 77H166V74H165ZM165 77H163V78L165 79ZM175 77H174V78H175ZM177 77H178V76H177ZM177 77H176V78H177ZM185 77H186V76H184V79H185ZM193 77H196V76H193ZM197 77H198V76H197ZM200 77H202V76H199V79H200ZM204 77L206 78L205 75H204ZM211 77H213V76L211 75ZM231 77H232V76H231ZM236 77H237V76H236ZM240 77H241V76H240ZM243 77H242V78H243ZM22 78H23V77H22ZM22 78H20V79H22ZM47 78H48L50 81H49V80L47 81V80H46ZM55 78H56V77H55ZM55 78H54V79H55ZM148 78H150V76H148ZM153 78H152V79H153ZM186 78H187V77H186ZM202 78H203V77H202ZM205 78H204V79H205ZM207 78H208V77H207ZM207 78H206V81H208V80L210 81L211 78H210V77H209L210 79H209V78L207 79ZM216 78H215V80H216ZM242 78H241V79H242ZM15 79H16V78H15ZM15 79H14V81H16ZM20 79H19V81H20ZM54 79H53V80H54ZM178 79H180V78H177V79H175V80H177V81H176V84L179 86V84L177 83V82H179ZM193 79H194V78H193ZM219 79H220V77H219ZM226 79H227V78H226ZM230 79H231V78H230ZM232 79H233V77H232ZM236 79H237V78H236ZM251 79H252V78H251ZM26 80H24V81H26ZM146 80H147V79H146ZM155 80H156V79H155ZM166 80H167V79H166ZM181 80H183V78H182ZM185 80H186V79H185ZM185 80H184V82H186ZM197 80H198V79H196V81H197ZM201 80H202V79H201ZM224 80H225V79H224ZM234 80H235V79H234ZM239 80H240V78L237 79V81H239ZM242 80H243V79H242ZM245 80H246V78H245ZM249 80H250V78H249ZM1 81H2V80H1ZM3 81H2V85H4V84H3ZM14 81H12V82L14 83ZM21 81H22V80H21ZM21 81H20V82H21ZM24 81H23V82H24ZM55 81H57V78H56ZM58 81H57L56 83L59 84L60 81H59V82H58ZM190 81H191V78H190ZM202 81H203V80H202ZM202 81H201V83H202ZM212 81H213V78H212ZM216 81H217V80H216ZM220 81H222V83H223L222 77H221V80H220ZM235 81H236V80H235ZM12 82H6V83H9L6 87H5V86H2V85L0 84V94H1V95H2V94H3V95H4V94H9V96H10V94H11V96H13L12 94H13V92H15V91H13V87H14V85H12V84H13ZM47 82H48V83H47ZM105 82H106V80H105ZM107 82H108V80H107ZM107 82H106V83H107ZM147 82H148V81H147ZM182 82H183V81H181V82H179V83H182ZM198 82H199V81H198ZM203 82H204V81H203ZM213 82H214V81H213ZM213 82H210V83L208 82V83L211 84V83H213ZM228 82H229V80H228ZM231 82H232V81H231ZM245 82H246V81H245ZM245 82H244V84H245ZM27 83H26V84H27ZM39 83H38V84H39ZM53 83H54V82H53ZM53 83H52V84H53ZM189 83H190V82H189ZM189 83H187V84H189ZM191 83H195V81H194V82H191ZM196 83H197V82H196ZM199 83H200V82H199ZM201 83H200V84H201ZM217 83H218V82H217ZM241 83H242V82H241ZM248 83H249V82H248ZM15 84H16V83H15ZM24 84H25V83H24ZM29 84H30V83H29ZM34 84H33V87H35ZM50 84H51V83H50ZM50 84H49V85H50ZM52 84H51V86H52ZM54 84H55V83H54ZM54 84H53V86H55L54 88L56 89V85H57V84H56V85H54ZM169 84H170V83H169ZM182 84H184V83H182ZM187 84H186V85H187ZM205 84H206V83H205ZM229 84H230V83H229ZM234 84H235V83H233V85H234ZM236 84H238V83L236 82ZM244 84H242V85H244ZM256 84H257V83H256ZM5 85H6V84H5ZM27 85H28V84H27ZM191 85H192V84H191ZM191 85H190V88H191L190 91L187 90V91H189V92H191L192 87H193V85H192V87H191ZM196 85H197V84H196ZM212 85H213V84H212ZM212 85H211V86H212ZM214 85H215V84H214ZM214 85H213V86H214ZM233 85H229V87L227 88V90L230 88V86L232 87ZM263 85H264V84H263ZM15 86H17V84H16ZM20 86H22V85H20ZM30 86H31V85H28V87H30ZM39 86H40V85H39ZM43 86H42V87H43ZM47 86H48V85H47ZM53 86H52V88H53ZM170 86H171V85H170ZM180 86H181V85H180ZM182 86H183V85H182ZM198 86H199V85H198ZM200 86H201V85H200ZM208 86H210V85H208ZM211 86H210V87H211ZM257 86H258V85H257ZM17 87H18V86H17ZM28 87H27V88H28ZM37 87H38V85H37ZM171 87H172V86H171ZM188 87H189V86H188ZM188 87H187V88H188ZM194 87L196 88L197 86H194ZM194 87H193V88H194ZM203 87H204V86H203ZM239 87H240V86H239ZM242 87H243V86H242ZM252 87H253V86H252ZM252 87H251V88H252ZM254 87H255V86H254ZM20 88H21V87H20ZM22 88H23V86H22ZM27 88H25V89L27 90ZM39 88H41V87H39ZM166 88H168V86H167ZM175 88H177V87H175ZM181 88H183V87H180V89H181ZM195 88H194V89H195ZM200 88H202V86H201ZM200 88H199V89H200ZM214 88H215V86H214ZM214 88H213V90H214ZM240 88H241V87H240ZM243 88H244V87H243ZM255 88H256V87H255ZM255 88H254V89H255ZM258 88H262V87H260V85H259ZM14 89H17V88L15 87ZM30 89H31V87H30ZM30 89H28L29 91L27 90L26 92L23 91L24 88L21 90V93L24 92V93H22V98H23L24 100H26V101H27V99L32 98V93L34 94L35 92H32V93H31V90H34V91H35L36 87H35L34 89H31V90H30ZM45 89H46V88H45ZM45 89H44V90H45ZM47 89H48V87H47ZM49 89H51V87H50ZM49 89H48V91H49ZM55 89H54V91H55ZM171 89H172V88H171ZM173 89H174V88H173ZM178 89H179V87H178ZM185 89H186V88H185ZM185 89H184V90H185ZM202 89H203V88H202ZM205 89H206V88H205ZM232 89H234V88L232 87ZM237 89H238V88H236L235 90H237ZM241 89H242V88H241ZM246 89H247V88H246ZM256 89H257V88H256ZM256 89H255V90H256ZM18 90H20V89H18ZM65 90H67V89H65ZM65 90L62 91V93L65 92ZM176 90H177V89H176ZM239 90H240V89H238V91H236V94H238V92H240ZM244 90H245V89H244ZM255 90H254V91H255ZM258 90H259V89H257V93H258ZM36 91H37V89H36ZM39 91H40V90H39ZM39 91H37V92H39ZM48 91H47V94H48ZM52 91H53V90H52ZM54 91H53V92H54ZM60 91H61V90H60ZM172 91H173V90H172ZM196 91H198V89H197ZM230 91H231V89H230ZM230 91H229V92H230ZM260 91H261V90H260ZM41 92H42V90L40 91V93H41ZM44 92H45V91H44ZM44 92H43V93H44ZM67 92H69V91H67ZM168 92H169V91H168ZM174 92H175V91H174ZM227 92H228V91H227ZM232 92H233V90H232ZM234 92H235V91H234ZM241 92H243V90H242ZM245 92H246V90H245ZM250 92H251V90H250ZM250 92H248V94H249ZM262 92H263V90H262ZM21 93H20V94H21ZM40 93H38V94L41 95ZM65 93H66V92H65ZM169 93H170V92H169ZM172 93H173V92H172ZM198 93H200V91H199ZM201 93H202V92H201ZM252 93H253V92H251V94H252ZM257 93H256V94H257ZM259 93H260V95L257 97L258 99H259L260 96H261V92H259ZM14 94H15V93H14ZM17 94H18V93H17ZM50 94H51V93H50ZM53 94H54V93H53ZM66 94H67V93H66ZM228 94L230 95V93H228ZM233 94H234V93H233ZM239 94H240V93H239ZM239 94H238V95H239ZM243 94H244V93H243ZM251 94H250L249 96H253V95L255 94V92H254L253 95H251ZM35 95H36V94H34V96H35ZM39 95H38V96H39ZM59 95H61V93H60ZM69 95H70L71 97H73L72 94H69V93L67 94V97H68ZM226 95H227V94H226ZM229 95H228V96H229ZM231 95H232V94H231ZM234 95H235V94H234ZM241 95H242V94H241ZM244 95H245V94H244ZM244 95H243V96H244ZM262 95H264V94H262ZM14 96H15V95H14ZM36 96H37V95H36ZM42 96H43V95H42ZM42 96H41V97H42ZM70 96H69V97H70ZM235 96H236V95H235ZM235 96H234V97H235ZM247 96H248V95H247ZM254 96H256V95H254ZM254 96L251 97V98H254ZM3 97H4V96H3ZM6 97H7V96H6ZM6 97H5L4 99H5V100H8V99H6ZM19 97H21V95H20ZM61 97H62V96H60V99H61ZM65 97H66V95H65ZM191 97H192V96H191ZM197 97H198V96H197ZM234 97H232V98H234ZM244 97H245V96H244ZM244 97H242V98H244ZM10 98H11V97H10ZM12 98H13V97H12ZM12 98H11V100H12ZM17 98H18V97H17ZM249 98H250V97H249ZM251 98H250V99H251ZM255 98H256V97H255ZM261 98H262V97H261ZM263 98H264V97H263ZM13 99H14V98H13ZM23 99H22V100H23ZM62 99H63V98H62ZM62 99H61V100H62ZM67 99H69V98H67ZM67 99H66V100H67ZM212 99H213V98H212ZM212 99H211V100H212ZM214 99H215V98H214ZM15 100H16V97H15ZM70 100H72V99H70ZM251 100H252V99H251ZM254 100H255V99H254ZM2 101H3V100L0 101L1 104H2ZM13 101H14V100H13ZM13 101H12V102H13ZM17 101H21V99H20V100L17 99ZM29 101H30V100H29ZM166 101H167V100H166ZM196 101H198V100L196 99ZM200 101H201V100H200ZM252 101H253V100H252ZM9 102H10V101H9ZM31 102H32V101H31ZM67 102H68V101H67ZM67 102H66V103H67ZM168 102H169V100H168ZM168 102H166V103H168ZM253 102H254V101H253ZM7 103H8V102L6 101L5 105H7ZM10 103H11V102H10ZM24 103H25V102H24ZM24 103H22V101H21V102H13L12 104H9L7 107L4 106L5 109H4V110L2 109L3 112L0 111V112H1V113H0V121H1V119H3L4 117H5V118L8 117V119H9L11 116H14V113H16V112H18V111L22 112V111H23L22 109H23V104H24ZM27 103H29V102H27ZM27 103H26V104H27ZM171 103H172V102H171ZM171 103H170V104H171ZM254 103H255V102H254ZM29 104H30V103H29ZM29 104H27V105L29 106ZM168 104H169V103H168ZM172 104H173V103H172ZM27 105H26V106H27ZM30 105H31V104H30ZM57 105L60 106L59 104H57ZM57 105H56V106H57ZM66 105H67V104H66ZM58 106H57V107H58ZM62 106H64V105H62ZM62 106H61V108H62ZM178 106L180 107V105H178ZM182 106H183V105H182ZM182 106H181V107H182ZM24 107H25V106H24ZM57 107H56V109H54L55 106H54V108H53V105H52V108L55 110L54 112H52L53 114H56V112H57V113H60V112H59L60 108L58 107V108H59V110H58ZM2 108H3V107H2ZM45 108H46V107H45ZM47 108H48V107H47ZM47 108H46V109H47ZM52 108H51V111H52ZM64 108H65V107H63L62 110H63ZM183 108H185V107H183ZM25 109H26V108H25ZM181 109H182V108H181ZM21 110H22V111H21ZM48 110H50V109H48ZM64 111L67 112L66 109H65ZM64 111H63V112H64ZM63 112H61V113H63ZM23 113H24V112H22L21 115L24 116ZM46 113H47V112H46ZM52 113H51V114L49 113L48 115L50 116V115H52ZM61 113H60V114H61ZM70 113H72V112H70ZM66 114H67V113H66ZM242 114H243V113H242ZM18 115H20V114L18 113ZM46 115H47V114H46ZM67 115H68V114H67ZM16 116H17V114H16ZM23 116L21 117L22 119H23ZM49 116H47V117H49ZM62 116H66V115H65V114L63 115V114H62ZM12 118H14V117H12ZM15 118H16V117H15ZM18 118H19V116H18ZM50 118H52V117H50ZM25 119H26V118H25ZM3 120H4V119H3ZM5 120L7 121L6 123H8V122H12V124H13V121H12L13 119H10L11 121H8L7 119H5ZM19 120H20V119H19ZM21 121L23 122L24 120H21ZM2 122H3V121H2ZM3 123H4V122H3ZM3 123H2V125H3ZM14 123L17 124L18 126H19V125H22L21 122H20V124H19V121H18V120H15V119H14ZM4 125H5V126H1V127L6 128V124H4ZM10 126H11V125H10ZM18 126H17V127H18ZM22 126H24V124H23ZM22 126H19L18 128H21ZM1 127H0V130L2 129ZM7 127H8V126H7ZM11 127H14V126H11ZM15 129H16V128H15ZM15 129H14V130H15ZM10 130H12V129H10ZM18 130H19V129H18ZM22 130H23V129H22ZM76 132H77V131H76ZM1 133H2V132H1ZM2 135H3V134H2ZM40 135H41V134H40ZM78 135H80V134H78ZM78 135H76V136H78ZM3 136H4V137H3V140H4L5 135H3ZM41 136H42V135H41ZM38 137H39V139H40V136H38ZM1 138H2V137H1ZM0 141H1V140H0ZM41 141H42V140H41ZM37 143L39 144L40 142H37ZM261 143H262V142H261ZM40 144H42V143H40ZM250 145H251V144H250ZM33 146H34V145H33ZM36 146H37V145H36ZM36 146H35V147H36ZM38 146H39V145H38ZM38 146H37V148H38ZM41 146H42V145H41ZM248 146H249V145H248ZM251 146H252V145H251ZM262 147H264V145H262ZM262 147H260V148L263 149V151H264V148H262ZM3 148H4V147H3ZM248 148H250V147H248ZM258 148H259V146H258ZM34 149H35V148H34ZM38 149H39V148H38ZM2 150H3V149H2L1 146H0V152H1ZM257 150H259V149H257ZM255 151H256V150H255ZM259 151H260V150H259ZM259 151H257V152H259ZM2 152H3V151H2ZM260 152H262V151H260ZM260 152H259V153H260ZM243 153H244V151H243ZM245 153H246V152H245ZM259 153H257V154H259ZM0 154H1V153H0ZM2 154H4V152H3ZM249 154H250V153H249ZM251 155H252V154H251ZM253 155H254V154H253ZM253 155H252V156H253ZM235 156H236V155H235ZM235 156H234V157H235ZM239 156H241L239 159L236 158L238 161H239V160H243V161H244L245 159H247V158L249 157V155H248V156H247L246 154L242 155V153H240ZM234 157L232 158V160H230L231 157H229L230 159H229V158H228V159H229L230 161H233V160L235 159ZM236 157H237V156H236ZM253 158H255V156H254ZM249 159H251V157H250ZM237 160H235V161H237ZM238 161H237V162H238ZM250 161L253 162L254 160L252 161V159H251ZM233 162H234V161H233ZM241 162H242V161H241ZM241 162H239V164H240ZM244 162H245V161H244ZM244 162H243V163H244ZM246 162H247V160H246ZM234 163H235V162H234ZM239 164L236 163V168H237V165H239ZM254 164H255V163H254ZM254 164H253V165H254ZM249 165H250V162H249ZM251 165H252V163H251ZM239 166H240V165H239ZM256 168H257V167H255V169H256ZM234 169H235V166H234ZM51 170H53V169H51ZM54 172H56V171L54 170ZM54 172H52V173H54ZM256 173H257V172H256ZM243 176H244V175H243ZM251 176H252V175H251ZM255 176L257 177V175H255ZM252 177H254V176H252ZM258 177H260V176H258ZM243 179L245 180V177H244ZM246 179H247V178H246ZM248 179H249V177H248ZM252 179H253V178H252ZM249 180H250V179H249ZM254 180H256L255 177H254ZM251 181H252V180H251ZM257 181H259V179H257ZM253 182H254V181H253ZM260 189H261V187H260ZM262 189H263V188H262ZM239 190H240V189H239ZM241 190H242V189H241ZM244 190H245V189H244ZM246 190H248V189H246ZM246 190H245V191H246ZM249 190H250V189H249ZM262 191H263V190H262ZM232 192H233V191H232ZM239 192H241V191H238V192H236V193L238 194ZM244 193H245V192H244ZM250 193H251V192H250ZM252 193H253V192H252ZM259 193H260V192H259ZM262 193H263V192H262ZM246 194H247V193H246ZM255 194H256V193H255ZM235 195H236V194H235ZM257 195H258V193H257ZM232 196L235 197V196H234V192H233ZM240 196H241V195H239V198H240ZM244 196H245V195H244ZM262 196H263V195H262ZM255 197H256V195H255ZM259 197H260V194H259ZM226 198H227V197H226ZM231 198H232V197H231ZM231 198H230V199H231ZM235 198H236V197H235ZM237 198H238V197H237ZM241 198H242V196H241ZM261 198H262V197H261ZM232 199H233V198H232ZM253 199H254V198H253ZM238 200H239V199H238ZM230 201H232V200H230ZM233 201H235V199H234ZM236 201H237V200H236ZM236 203H237V202H236ZM236 203H235V206H236ZM238 203H239V202H238ZM232 204H233V202H232ZM233 205H234V204H233ZM235 206H234V207H235ZM217 209H219V207H218ZM221 209H223V208H221ZM219 211H220V210H219ZM262 211H264V210H262ZM255 212H256V211H255ZM260 212H261V211H260ZM261 213H262V212H261ZM257 214H258V213H257ZM259 214H260V213H259ZM263 214H264V213H262V214H260V215H262L261 217L264 219V217H263L264 215H263ZM254 216H255V214H254ZM254 216H253V219H255V218L257 217V216H255V218H254ZM250 217H252V216H250ZM256 219H257V218H256ZM259 219H260V217H259ZM254 221L256 222V220H254ZM259 221H260V220H259ZM261 221H262V219H261ZM261 221H260V223H261ZM255 222H254V224H256ZM262 222H263V221H262ZM256 225H257V224H256ZM256 225H255V226H256ZM238 226H240V225H238ZM238 226H236V227H238ZM249 226H250V224H249ZM252 226H253V225H252ZM257 226H259V225H257ZM257 226H256V227H257ZM262 226H263V225H262ZM241 227H242V226H241ZM243 228H244V227H242V228H240V229L242 230ZM262 228H263V227H262ZM237 229H239V227H238ZM245 229H246V227H245ZM248 229H249V228H248ZM250 229H251V228H250ZM255 229H256V228H255ZM260 229H261V227H260ZM241 230H240V231H241ZM243 230H244V229H243ZM238 231H239V230H238ZM256 231H261V230H256ZM256 233H257V232H256ZM261 233H262V232H261ZM8 234H9V233H8ZM257 234H258V233H257ZM261 236H262V235H261ZM263 236H264V235H263ZM263 236H262V238H263ZM233 238H234V237H233ZM234 240H236V239H233L232 241L234 242ZM251 241H252V240H251ZM0 242H1V240H0ZM230 242H231V240H230ZM228 243H229V242H228ZM231 243H232V242H231ZM246 243H247V242H246ZM233 244H236V243L234 242ZM233 244H232V245H233ZM236 245H237V244H236ZM246 245H248V244H246ZM0 246L2 247L3 245L1 244ZM4 246L6 247V248H4V249H7V246H8V245H7V246L4 245ZM4 246H3V247H4ZM13 246H14V245H13ZM13 246H12V247H13ZM238 246H239V245H238ZM242 246H243V245H241V247H242ZM12 247H11V248H12ZM229 247H230V246H229ZM234 247H235V246H234ZM243 247H245V246H243ZM243 247H242V248H243ZM13 248H14V247H13ZM13 248H12V249H13ZM236 248H237V247H236ZM236 248H235V249H236ZM239 248H240V247H239ZM239 248H238V249H239ZM251 248H252V247H251ZM255 248H256V247H255ZM261 248H262V247H261ZM249 249H250V248H249ZM253 249H254V246H253ZM256 249H257V248H256ZM258 249H259V248H258ZM2 250H3V249H2ZM10 250H11V249H10ZM244 250H245V249H244ZM254 250H255V249H254ZM254 250H253L252 252H254ZM3 251H4V250H3ZM7 251H8V249H7L6 251H4V252H7ZM248 251H249V250H248ZM256 251H257V250H256ZM260 251H261V250H260ZM1 252H2V251H1ZM4 252H3V255H1L2 257H1V260H0V261H2V258H3V260H5V258H7V256L5 255ZM240 252H241V251H240ZM242 252H243V249H242ZM242 252H241V253H242ZM252 252H251V253H252ZM257 252H258V251H257ZM9 253H10V252H9ZM9 253L7 252L6 254H9ZM243 253H244V252H243ZM246 253H247V252H246ZM259 253H260V252H259ZM263 253H264V251H263ZM263 253H262V254H263ZM228 255H229V254H228ZM230 255L233 256V254H230ZM254 255H255V254H254ZM256 255H257V254H256ZM263 255H264V254H263ZM12 256H13V255H12ZM12 256L10 255V257H12ZM224 256H225V255H224ZM234 256H235V255H234ZM234 256H233V257H234ZM258 256H259V255H258ZM8 257H9V255H8ZM10 257H9V258H10ZM259 257H260V256H259ZM228 258H231V256H228ZM260 258H261V257H260ZM7 260H9V259H7ZM7 260H6V261H7ZM237 260H238V259H237ZM258 260H260V259H258ZM263 260H264V259H263ZM4 262H5V261H4ZM7 262H8V261H7ZM10 262H11V261H10ZM12 262H13V261H12ZM256 262H257V261H256ZM259 262H260V261H259ZM4 264H5V263H4ZM7 264H8V263H7ZM258 264H259V263H258Z\"/></svg>",
  "mask_w": 264,
  "mask_h": 264
}]
</instances>
